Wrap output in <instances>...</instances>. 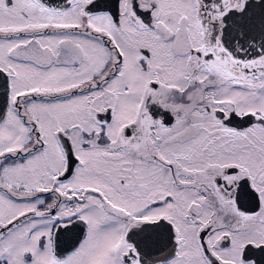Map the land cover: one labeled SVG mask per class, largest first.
<instances>
[{
    "label": "snow or ice",
    "instance_id": "obj_1",
    "mask_svg": "<svg viewBox=\"0 0 264 264\" xmlns=\"http://www.w3.org/2000/svg\"><path fill=\"white\" fill-rule=\"evenodd\" d=\"M0 264H264V0H0Z\"/></svg>",
    "mask_w": 264,
    "mask_h": 264
}]
</instances>
